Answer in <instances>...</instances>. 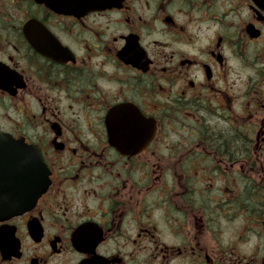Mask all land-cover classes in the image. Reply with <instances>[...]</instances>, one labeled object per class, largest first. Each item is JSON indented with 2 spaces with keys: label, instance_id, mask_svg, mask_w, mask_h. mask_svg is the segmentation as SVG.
Listing matches in <instances>:
<instances>
[{
  "label": "flooded vegetation",
  "instance_id": "1",
  "mask_svg": "<svg viewBox=\"0 0 264 264\" xmlns=\"http://www.w3.org/2000/svg\"><path fill=\"white\" fill-rule=\"evenodd\" d=\"M0 130V264H264V0H0Z\"/></svg>",
  "mask_w": 264,
  "mask_h": 264
},
{
  "label": "water",
  "instance_id": "2",
  "mask_svg": "<svg viewBox=\"0 0 264 264\" xmlns=\"http://www.w3.org/2000/svg\"><path fill=\"white\" fill-rule=\"evenodd\" d=\"M40 149L0 132V216L36 202L48 186Z\"/></svg>",
  "mask_w": 264,
  "mask_h": 264
}]
</instances>
